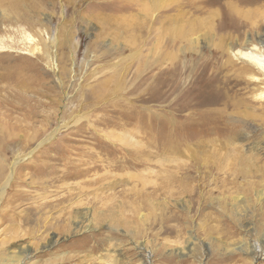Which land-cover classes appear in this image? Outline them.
Segmentation results:
<instances>
[{"label": "rangeland", "instance_id": "1", "mask_svg": "<svg viewBox=\"0 0 264 264\" xmlns=\"http://www.w3.org/2000/svg\"><path fill=\"white\" fill-rule=\"evenodd\" d=\"M241 53L264 60V0H0V264H264V65ZM88 181L91 231L33 238L29 209Z\"/></svg>", "mask_w": 264, "mask_h": 264}, {"label": "bare ground", "instance_id": "2", "mask_svg": "<svg viewBox=\"0 0 264 264\" xmlns=\"http://www.w3.org/2000/svg\"><path fill=\"white\" fill-rule=\"evenodd\" d=\"M241 56L243 58H247L253 62H255L257 65H260V66H263L264 65V60L263 59H260L258 56L256 55H252V54H246V53H241ZM33 77V76H32ZM31 78V76H30ZM19 80V79H18ZM32 80V79H30ZM33 84V83H32ZM26 82L25 80H21L19 82V86L20 87H24L26 86ZM7 122V121H6ZM5 128V127H4ZM11 129V128H10ZM11 131V130H10ZM28 150V149H27ZM68 151V150H67ZM82 151V150H81ZM62 152V151H61ZM156 153V152H155ZM69 154V153H68ZM147 154V153H146ZM49 155V154H48ZM96 156V155H95ZM66 157V156H65ZM97 157V156H96ZM139 157V156H138ZM148 157V156H147ZM98 158V157H97ZM126 158V157H125ZM84 161V159H83ZM97 160H94L92 162H87V163H81L82 165L86 166L85 170L81 171V170H78L76 172H73L72 173H68L66 174L67 177H70V176H78L79 177H84L86 175H88V172L90 171H96V170H102V169H105L106 167L110 166V159H107L104 160V166H99L98 163L96 162ZM81 161L79 160V163ZM99 162V161H98ZM103 162V161H102ZM122 162H126V161H123ZM128 162V161H127ZM45 163V162H44ZM145 163V161H144ZM167 163V162H166ZM43 164V163H42ZM129 164V163H128ZM136 164V163H135ZM101 165V164H100ZM103 165V164H102ZM141 165V164H140ZM80 166V165H78ZM119 167V166H118ZM121 167V166H120ZM45 166H42V169H44ZM131 168V167H130ZM134 169V168H133ZM52 170V169H51ZM54 174H55V171L53 170ZM64 174V173H63ZM62 174V175H63ZM48 175V174H47ZM52 175V174H51ZM117 175V174H116ZM50 176V174H49ZM65 175L63 176V178L66 177ZM72 176V177H73ZM62 177V176H61ZM71 177V178H72ZM106 177V176H105ZM104 176L102 177L103 179L105 178ZM47 178V177H46ZM44 178V179H46ZM57 179V178H56ZM84 181V180H83ZM87 181V180H86ZM123 181V180H122ZM164 181V180H163ZM55 182V181H54ZM102 182V181H101ZM81 184V183H80ZM95 184H99L97 182H95ZM41 185V184H39ZM45 185V184H44ZM92 186L93 185V182H85V184L83 186H81L77 193L73 196V195H65V196H62L60 198H57V199H52V200H49V201H44L42 204H39L37 206H32L30 209H29V213L30 215L28 214L24 220H26L27 223H30L32 221H35V222H39L37 223L38 225V230L35 231V232H39V230L41 229L42 232H40V235L39 236H36L33 238L35 239H40V237L42 236L41 233L43 232H48V231H51V230H54V232H58L60 234H63V233H66L68 232L70 229V227L73 228V231H75L76 233L78 232H88V231H91V225L93 224V220L96 219L98 221V217H96L97 213H94V212H91V217L90 219L91 220H87L86 219V216L88 215V211H84L85 214H82L80 209H78V207L80 206V204H76L75 207L73 206H69L68 203H71L76 196H81L82 193H83V190L88 188L89 186ZM47 186V185H46ZM90 186V187H91ZM109 186V185H107ZM41 187H45V186H41ZM167 188V187H166ZM68 190V189H67ZM73 194V193H72ZM86 196V195H85ZM137 196V195H136ZM46 199V198H45ZM33 200V199H32ZM92 203V202H90ZM88 206V205H87ZM145 208V207H144ZM101 211V210H100ZM97 212V211H96ZM99 212V211H98ZM103 212H106V211H103ZM101 213L103 218H101L100 220L104 219V217L106 215H104L105 213ZM46 213H55L56 216H52L51 218H47V217H44V214ZM107 213V212H106ZM89 218V217H88ZM35 224V223H34ZM34 226V225H33ZM94 230V229H93ZM72 231V232H73ZM53 232V231H51ZM34 235V231H32V233ZM101 242V241H100ZM49 244H52L54 243V241L52 240H49L48 241ZM107 243L106 244L104 242L105 245H109V242L107 240ZM94 245V244H93ZM98 248H99V245L98 243L90 250L88 251V255L86 257V261L87 263L89 264H94L95 263V255H96V252L98 251ZM105 250V249H104ZM28 252V250L26 251V248H22V247H18V251L17 253H19L17 255L18 259L17 261L19 262L23 257H24V254H26ZM64 255V254H63ZM83 259V258H82ZM77 260V259H76ZM85 260V259H84ZM97 261V260H96ZM113 263L112 260H109ZM84 263V262H83ZM116 263V262H115ZM114 264V263H113ZM122 264V262H121Z\"/></svg>", "mask_w": 264, "mask_h": 264}]
</instances>
